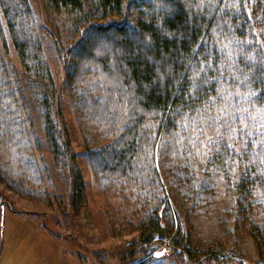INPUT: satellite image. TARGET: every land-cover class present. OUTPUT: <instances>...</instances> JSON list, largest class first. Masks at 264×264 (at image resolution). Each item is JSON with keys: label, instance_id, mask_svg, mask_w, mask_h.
I'll use <instances>...</instances> for the list:
<instances>
[{"label": "trees", "instance_id": "obj_1", "mask_svg": "<svg viewBox=\"0 0 264 264\" xmlns=\"http://www.w3.org/2000/svg\"><path fill=\"white\" fill-rule=\"evenodd\" d=\"M44 2L54 12L67 15L84 28L74 46L64 53L63 60L68 67L67 82L77 110L103 144L87 153L97 183L102 187L115 182L125 186L146 185L137 162L146 153L150 171H156L154 161L158 156L160 161L165 158L167 167L172 169L182 165L180 169L204 171L208 178L221 174L243 209L260 206L264 212V163L261 162L264 151L259 144L249 141L245 151L242 143L234 139L232 142L243 155L232 154L228 159L231 150L222 149L221 153L214 150L201 158L195 155L187 140L180 150L181 144L174 136L179 131L176 121L181 120V108L184 113L189 112L190 108L204 103L205 92L216 94L217 81L213 79L203 89L196 90L199 99L189 105L193 65L199 69L201 61H208L209 53L213 65H225V80L234 73L241 82L239 91L243 94L255 91L257 107L264 104V0ZM0 9L6 28L0 19V151H13L17 165L22 166V171H14L7 177L0 175L1 180L31 199H39L42 191H46L41 167L33 156L40 146L34 138L28 104L7 58V31L32 87L55 166L60 171H68L70 201L76 205L79 200L80 204L85 182L76 163V153L72 151L42 42L34 31L29 0H0ZM219 75L214 69L208 71L210 77ZM187 135L185 132L184 136ZM236 160L238 164L234 163ZM27 172L36 176L35 180L38 176L37 183L42 187L33 189L29 181L19 183ZM187 181L181 182L186 196L189 191L197 190L196 181ZM215 186L216 181L205 180L199 189L212 193ZM157 209L158 205L145 217L143 231L160 227ZM262 219L251 226V236L260 254L259 264H264V215ZM182 241H174L180 248L177 250L182 251L178 257L198 258V251ZM1 248L2 245L0 253ZM204 254L205 259L198 264L231 260L219 257L217 251Z\"/></svg>", "mask_w": 264, "mask_h": 264}, {"label": "rangeland", "instance_id": "obj_2", "mask_svg": "<svg viewBox=\"0 0 264 264\" xmlns=\"http://www.w3.org/2000/svg\"><path fill=\"white\" fill-rule=\"evenodd\" d=\"M29 4L34 31L43 45V56L55 83L85 191L80 204L79 200L76 205L70 201L68 171L55 166L32 87L6 31L7 58L28 104L34 138L40 146L33 156L41 167L46 191H42L39 199H31L9 188L0 177V206L7 204L0 207V264H198L205 259L207 251H217L219 257L231 260L200 264H259L260 254L251 236V226L263 220L262 207L243 209L221 174L208 178L204 171H184L187 169H180L182 165L174 167L178 169L175 171L167 167L165 158L160 161L158 156L154 161L156 171H150L147 155L143 153L137 162L146 185L125 186L115 182L102 187L97 183L87 153L103 144L77 110L67 82L68 67L63 60L64 53L74 46L84 28L67 15L48 8L44 0H29ZM0 19L6 30L1 9ZM76 26L79 28L74 30ZM14 155L13 151H0L1 176L22 171ZM35 177L27 172L20 181L15 179L19 183L29 181L33 189H38L42 185L39 186V178L35 180ZM184 180L196 181V192L189 191L193 194L186 196L185 186L181 185ZM205 180L216 181L212 193L199 189ZM156 205L160 227L143 231L145 217L154 212ZM181 239L198 251V258L178 257L182 251L177 250L180 248L174 241ZM157 252L161 255L157 256Z\"/></svg>", "mask_w": 264, "mask_h": 264}, {"label": "snow or ice", "instance_id": "obj_3", "mask_svg": "<svg viewBox=\"0 0 264 264\" xmlns=\"http://www.w3.org/2000/svg\"><path fill=\"white\" fill-rule=\"evenodd\" d=\"M224 52L225 49L222 47V56ZM211 55L209 53L207 62H200L199 69L193 65V73L190 77L192 91L188 93L191 98L189 105L191 106L194 100L199 99L196 90L203 89V86L210 84L213 79L217 81L216 94L210 95L205 92L204 103L195 109L190 108L189 112L184 113L181 108L180 111L183 113L181 120L176 121L179 131L174 133L177 143L181 144L180 150L183 148L184 141L187 140V144L198 157L209 156L214 150L221 153L222 149H229L231 153L227 158L231 159L232 154H244L232 142L235 139L242 143L245 151L249 141L253 145L259 144L264 151V104L257 107L258 93L251 90L247 94L241 93L239 91L241 82H238V77H235L233 73L225 80L223 78L225 65H213ZM225 63L227 64V61ZM227 66L231 67V65ZM209 69L218 71L220 75L208 76ZM211 91L209 89V92ZM193 112L195 115L192 114ZM185 132L188 133L186 137ZM256 137H259V140ZM252 155H257L255 149ZM261 162L264 163V159ZM234 163L238 164L239 161L236 160ZM156 255L160 256L161 253L157 252Z\"/></svg>", "mask_w": 264, "mask_h": 264}, {"label": "flooded vegetation", "instance_id": "obj_4", "mask_svg": "<svg viewBox=\"0 0 264 264\" xmlns=\"http://www.w3.org/2000/svg\"><path fill=\"white\" fill-rule=\"evenodd\" d=\"M2 207H5V206H7V204L4 202V204L3 205H1Z\"/></svg>", "mask_w": 264, "mask_h": 264}]
</instances>
